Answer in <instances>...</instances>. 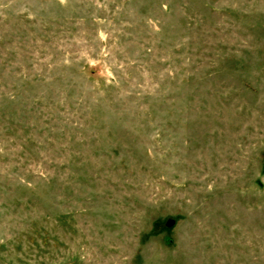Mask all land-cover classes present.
<instances>
[{
  "label": "rangeland",
  "instance_id": "rangeland-1",
  "mask_svg": "<svg viewBox=\"0 0 264 264\" xmlns=\"http://www.w3.org/2000/svg\"><path fill=\"white\" fill-rule=\"evenodd\" d=\"M0 264H264V0H0Z\"/></svg>",
  "mask_w": 264,
  "mask_h": 264
},
{
  "label": "water",
  "instance_id": "water-1",
  "mask_svg": "<svg viewBox=\"0 0 264 264\" xmlns=\"http://www.w3.org/2000/svg\"><path fill=\"white\" fill-rule=\"evenodd\" d=\"M172 223H173V220H169L168 224L170 225V224H172Z\"/></svg>",
  "mask_w": 264,
  "mask_h": 264
}]
</instances>
